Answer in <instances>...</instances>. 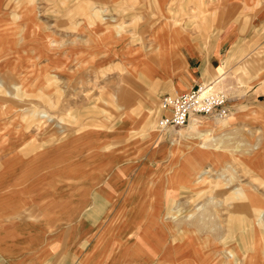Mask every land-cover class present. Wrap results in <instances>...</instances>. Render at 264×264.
Instances as JSON below:
<instances>
[{
	"label": "crops",
	"instance_id": "1",
	"mask_svg": "<svg viewBox=\"0 0 264 264\" xmlns=\"http://www.w3.org/2000/svg\"><path fill=\"white\" fill-rule=\"evenodd\" d=\"M90 1L128 12L123 19L126 24L140 20L123 33L106 36L100 24L90 26L89 19L82 17L80 28L85 31L76 30L84 49L93 48L87 54L115 55V63L128 69L123 78L130 87L121 96L125 115L121 114L116 129L144 128L153 111L162 113L158 108L161 95L184 92L220 76L231 96V126L239 132L237 140L244 142L240 158L264 182V0H152L154 5L146 7L140 17L132 15V10L141 0ZM35 5L27 2L16 11L0 5V29L15 22L22 32L36 28ZM36 31L40 46L42 36ZM50 35L60 41L61 36ZM88 133L64 136L55 145L34 147L26 154L15 148L0 151V264H155L157 260L164 264H264L261 186L247 193L250 203L263 210L248 214L245 221L238 216L237 226L229 233L223 226L219 246L207 241L208 246L200 249V245H188L189 238L172 242L159 237L155 244L162 250L153 253L150 236L137 241L131 235L117 242L103 240L100 233L97 238L99 231L115 225L116 220H108L117 209L113 183L122 169L115 167L117 149L112 148V141ZM160 146L163 153L154 159L161 163L169 151ZM49 163L64 168L59 181L35 179L34 172L44 171ZM18 179L27 185L25 195L18 192ZM161 208L157 205L156 211ZM148 210L140 206L130 212ZM229 250L238 261L228 256Z\"/></svg>",
	"mask_w": 264,
	"mask_h": 264
},
{
	"label": "rangeland",
	"instance_id": "2",
	"mask_svg": "<svg viewBox=\"0 0 264 264\" xmlns=\"http://www.w3.org/2000/svg\"><path fill=\"white\" fill-rule=\"evenodd\" d=\"M151 1L141 0L132 15L142 16L146 7L151 9ZM27 2L36 3L41 19L39 22L35 17L36 28L22 32L15 22L0 29V151L15 148L26 154L34 147L55 145L64 136L88 132L111 140L112 148L117 149L115 167L122 171L113 183L117 209L112 217H103L111 218L108 223L116 222L99 231L97 238L100 233L103 240L117 242L131 235L137 241L150 236L153 253L162 250L155 244L159 237L172 242L189 238L188 245L204 249L207 241L222 245L224 227L227 233L233 230L238 216L245 221L248 214L263 210L250 203L247 192L253 191V186H261L260 191H264V182L240 158L244 142L237 140L239 132L231 126V113L225 120L197 117L196 129H190L188 123L162 131L157 128L159 114L154 109L153 118L144 128L116 129L125 115L121 96L130 87L123 78L128 76V69L115 63V55L87 54L93 48L84 49L76 30H83L82 17L89 19L90 26L100 24L106 36L123 33L140 20L126 24L123 19L128 12L90 0H0V5L16 11ZM13 19H17L15 13ZM199 20L196 18V22ZM36 30L42 36L40 46L34 36ZM3 31L7 32L5 36ZM50 34L61 36L60 41ZM159 144L167 146L171 156L161 163L154 159L163 153ZM63 169L49 163L44 171L34 172L35 179L57 182ZM24 171H19L18 177ZM18 184V192L25 195L27 185L19 179ZM244 202L249 206L244 207ZM157 205H161L160 211H156ZM140 206L149 210L130 212ZM125 208H129L127 213ZM228 256L237 260L231 250Z\"/></svg>",
	"mask_w": 264,
	"mask_h": 264
},
{
	"label": "built area",
	"instance_id": "3",
	"mask_svg": "<svg viewBox=\"0 0 264 264\" xmlns=\"http://www.w3.org/2000/svg\"><path fill=\"white\" fill-rule=\"evenodd\" d=\"M222 81L218 76L199 82L190 90L161 95L158 108L162 113L157 128L168 131L167 128L187 126L193 117L225 120L231 113V96Z\"/></svg>",
	"mask_w": 264,
	"mask_h": 264
},
{
	"label": "bare ground",
	"instance_id": "4",
	"mask_svg": "<svg viewBox=\"0 0 264 264\" xmlns=\"http://www.w3.org/2000/svg\"><path fill=\"white\" fill-rule=\"evenodd\" d=\"M151 112H150V114H151ZM150 114H149V116H150ZM197 119H198L197 117H193L192 119H190V121H189V128L190 129H196V128H198V125L199 124L197 125Z\"/></svg>",
	"mask_w": 264,
	"mask_h": 264
}]
</instances>
